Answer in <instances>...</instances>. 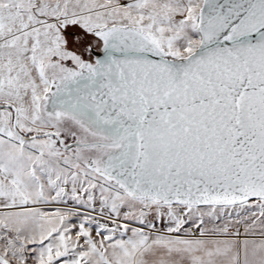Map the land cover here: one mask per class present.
I'll return each instance as SVG.
<instances>
[{
  "label": "snow or ice",
  "instance_id": "6c2138e0",
  "mask_svg": "<svg viewBox=\"0 0 264 264\" xmlns=\"http://www.w3.org/2000/svg\"><path fill=\"white\" fill-rule=\"evenodd\" d=\"M0 264H264V0H0Z\"/></svg>",
  "mask_w": 264,
  "mask_h": 264
}]
</instances>
